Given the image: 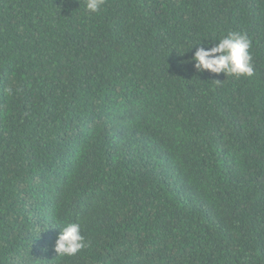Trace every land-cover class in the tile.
Returning <instances> with one entry per match:
<instances>
[{
	"label": "trees",
	"instance_id": "1",
	"mask_svg": "<svg viewBox=\"0 0 264 264\" xmlns=\"http://www.w3.org/2000/svg\"><path fill=\"white\" fill-rule=\"evenodd\" d=\"M85 3L0 0V264H264V0Z\"/></svg>",
	"mask_w": 264,
	"mask_h": 264
},
{
	"label": "clouds",
	"instance_id": "2",
	"mask_svg": "<svg viewBox=\"0 0 264 264\" xmlns=\"http://www.w3.org/2000/svg\"><path fill=\"white\" fill-rule=\"evenodd\" d=\"M104 4L105 0H86L85 8L91 13H96ZM214 41L218 42L213 43L211 47L197 48L191 58L195 61L193 66L197 72L208 70L211 73H224L227 77L235 78L253 75L251 40L247 33L229 31ZM6 92L12 94V87H8ZM86 247L88 242L82 235L80 223L77 222L66 223L59 231L54 244L57 255L68 257L76 255Z\"/></svg>",
	"mask_w": 264,
	"mask_h": 264
}]
</instances>
